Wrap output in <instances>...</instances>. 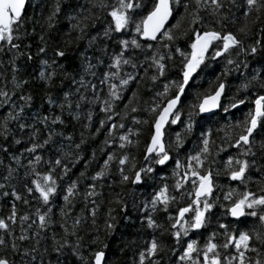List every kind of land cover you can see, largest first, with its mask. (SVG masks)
I'll return each instance as SVG.
<instances>
[{
  "label": "trees",
  "instance_id": "trees-1",
  "mask_svg": "<svg viewBox=\"0 0 264 264\" xmlns=\"http://www.w3.org/2000/svg\"><path fill=\"white\" fill-rule=\"evenodd\" d=\"M57 0H28L25 11L22 15L24 21L21 29V37L13 42L19 45L18 49H12L8 44L2 43L0 45V91L8 93V97H0V146L7 148V151L0 150V184L5 187L0 189V193L7 191L11 193L15 189L22 197L29 200L26 205L22 200H15L11 195L5 197L0 195V218H7L10 213L11 205L14 203L16 207L15 223H10V230L12 236L8 237L3 230H0V236H3L6 246H0V255H7L10 264H56L59 259L61 264H77L74 257L70 255L67 249H64V254L58 256L53 252L54 240L62 242L65 238L63 228L64 224L68 228L69 233L73 231V222L79 218L80 223L76 225L77 235L82 237L83 251L85 254L91 252L99 247V244L92 245L90 243L93 237H99L104 244L107 245L105 249L110 264H133L139 250L145 247L146 242L153 236L161 244V251L155 259L158 264H179L176 255H174L170 248L174 246L169 233L166 214L163 211L152 213L158 224L163 227L156 229H147L142 227V220L140 219L144 213H141L138 208L131 207L133 201L142 207L145 200L150 198L153 192V187L156 184L167 183L169 185V192L172 195H177L172 190L177 177L172 175L174 163L170 161L166 166H157L159 176L164 179L153 181L149 180L146 184L135 186L130 183H119V174L117 172V162L114 160L110 163L108 172L102 179L98 181H91L90 177L100 170L104 159L107 158L109 151L120 154L127 152L130 157L135 156L137 166L142 163L144 145L148 140L151 131V122L153 114L147 111L154 103L160 102V98L156 97V92L163 91V85L169 80H177L180 78L181 71V57L175 53L174 48L180 47L181 50H187V43L190 42V34L187 32L186 17L187 14L183 7L184 0H181L179 5H174V12L171 22L166 28H171L173 24H178L177 28L172 29L176 39L170 43L169 49H164L161 45L162 41H152L147 43L153 44V49H130L125 53V56L131 54L134 62L137 63V69H132L130 66H123L120 75L132 72L136 75V80L130 84L121 93V99L114 102V111L117 115H113V120L108 122L104 128L99 132L96 129L99 127V121L106 118V113L100 110V103H89L94 98L92 85H95V94L99 95L100 100L107 98L108 88L107 84H101L100 80L103 78V72L109 71L110 56L119 51L117 39L115 37L105 38L102 35L103 24L105 22V13L102 9L93 7L94 3H99V0H60L61 10L56 14L53 20V26L48 27V17ZM188 11L193 8V0H187ZM231 7V6H229ZM222 11L228 15L226 21H222V25H217L215 19L207 12L202 11L201 15L204 17V26L211 27L215 30L231 31L237 34V29L247 24L248 34L243 36L245 47L252 44L255 40H261L264 44V14H261L260 19L254 23L249 22L255 18L252 13H249V18H245L238 10L232 9V13L228 14L227 9ZM185 13V19H180V14ZM70 16H75L76 20L81 21L80 29H74L72 24L76 20H69ZM83 17H89L83 20ZM130 35L125 33L122 38H130ZM44 40L41 41L40 37ZM97 37L96 40H91L92 37ZM146 43L145 41H140ZM218 43V42H214ZM45 46V53H39L38 49ZM62 48L66 56L65 58H56L53 54V49ZM211 51V49H210ZM152 52H158L166 57L163 61L166 64L164 76H159L156 81L151 80V76L157 74L155 69L149 67L150 57ZM172 53V59L168 60L167 55ZM236 49H230L229 52L216 59L206 55L205 63L201 65L197 73L186 87L185 94L181 99L182 116L185 120L187 112L186 105L194 102L195 94H206L213 91L220 82L225 84V92L221 104L231 103L235 99L245 98L244 105H240L235 109L224 113L222 109L216 111L215 115H200L195 118L193 131L187 133L183 130V125L178 123L176 125L167 126L165 129V146L170 148V155L176 159H180L184 163L187 154L194 153L200 146V133L209 131L210 133V149L215 152L218 147H224L229 144V137H234L238 129L231 128L229 125H235L237 120H243L244 114L252 107L250 101L254 95L259 94L258 85L253 87L249 85L247 89L242 85L247 82L249 74L253 68L259 67L260 57H248L244 53L239 56L236 54ZM31 57V59H29ZM231 58L236 63L241 64L239 70L235 69V64L227 65V59ZM55 59L56 64L41 65V60H48L49 64ZM247 61L249 67L245 69L243 62ZM93 65L91 72L85 71L88 63ZM15 68V71L13 70ZM47 71H54L55 76L48 83L39 78L38 73L41 69ZM228 69L225 74V69ZM64 73H68L66 77ZM83 77L85 84L88 87H81L79 84L80 78ZM75 79V83L73 82ZM26 81V83H21ZM118 81H111L109 83ZM79 88V93L77 92ZM70 94L69 100L72 102V109L65 107L63 110L59 107L64 103V93ZM135 93V95H133ZM83 94L87 99L80 101V109L75 108V104L79 99V95ZM21 96H31L32 100L29 105H25L24 101L20 99ZM49 99L52 103H49ZM7 100V103L5 101ZM24 105L23 111H20L21 106ZM127 105V107H125ZM135 107L137 111L133 112L131 109ZM91 111L92 120L87 119V113ZM79 113V119H73L72 116ZM111 114V113H109ZM59 115L63 120V124H52L51 118ZM15 116V119L11 117ZM43 116L49 117L48 127L56 133L52 137V142L46 145L44 149L38 150L37 154L43 155L46 159L54 157L58 153L56 149L63 147L64 151L71 152L73 156L77 153L80 159L75 162H68L70 172L68 176L64 177L63 181H58L60 187H66L71 179L78 180V195L70 197L71 203H66L62 199V195L58 188V194L54 197L49 205L52 209L51 220L52 223L43 230L33 224L32 221L36 219L34 212L36 208H41V212L46 208L42 202L36 197L37 193L27 194L24 190L25 172L28 168V160L32 155L25 151L27 147L31 146L30 133L33 129L19 128L20 123L33 124L35 129H39L35 142L41 143L48 132L44 126L39 123V119ZM133 117L148 123H141L139 125L133 122ZM124 123V129H116L113 136L117 133H124L128 128L140 129L139 137H132L138 142L135 146H128L120 150L116 144L105 145L103 141L107 135V126L110 123ZM87 125V127H85ZM5 129H7L5 133ZM180 132L183 138V143L180 148L174 145L175 133ZM71 137V140L65 137ZM14 139H19L21 143H14ZM111 139V138H110ZM260 136L257 135V140ZM83 140V143H81ZM214 142V143H213ZM80 143L79 149L75 148V144ZM256 153L254 159L256 165L250 169L247 174L250 179L247 180L248 190L260 194V189L264 188V155L261 154V149L256 146L253 148ZM13 154L20 157V165L12 159ZM237 149L227 147L225 151L218 155L209 156V161L213 159L216 161L212 165L214 169L223 167L222 161L228 155H236ZM249 159H253L250 157ZM205 164V167H208ZM45 166L41 165L43 170ZM9 169H14L9 176ZM84 172L81 177L80 173ZM8 176V180L4 177ZM89 183H95L96 192L95 197L85 199V191ZM214 183L218 186L214 189L213 199L219 197L217 205L212 210V215L209 218L210 222L207 228L201 229L203 235H207L210 231H222L218 228V223H225L232 229H239L251 232L252 230H264V226L258 220V217L245 216L240 219L232 218L225 214L226 208L221 207L220 204L227 206L229 201H223V193L230 188H235L237 192L244 190V185L240 182H234L227 179L226 175L221 173L219 176L214 172ZM184 189L182 188L181 191ZM117 197L125 201L129 207L125 211H121L120 206L115 203ZM96 202L97 211L95 215V224L92 223L93 217L90 214V209L93 207L91 201ZM185 201L180 200L183 204ZM64 208L67 215L61 216L60 209ZM109 209H112L110 215L115 217V227L111 234H108L104 228V222L108 219ZM150 211V210H146ZM171 211V209H170ZM260 214L261 208L256 209ZM27 214L29 219L21 221L20 217ZM112 222V221H109ZM38 223V221H37ZM31 225V227H29ZM25 235L26 240H19V236ZM190 235L195 236V233ZM70 243H73L75 238L67 236ZM202 239V237H201ZM223 236H219L218 240H223ZM16 243L17 251L11 250V244ZM258 251L264 252V244L259 241L255 242ZM35 249V251H33ZM231 250V246H230ZM223 251V250H222ZM27 252V255L24 253ZM226 254V253H225ZM246 255L257 258L255 253H248ZM35 257V259H33Z\"/></svg>",
  "mask_w": 264,
  "mask_h": 264
},
{
  "label": "snow or ice",
  "instance_id": "snow-or-ice-1",
  "mask_svg": "<svg viewBox=\"0 0 264 264\" xmlns=\"http://www.w3.org/2000/svg\"><path fill=\"white\" fill-rule=\"evenodd\" d=\"M180 2L181 0H99V3L92 5L95 8L102 9L105 13V22L102 29L103 37H115L119 46V51L110 56L109 71L103 72V78L100 80L101 84H107V98L100 100L99 95L95 94L96 86H91L94 92V98L89 103L99 101L100 110L106 113V118L99 121V127L96 129L97 132L113 120V115H117L114 111V102L119 101L123 90L130 82L136 80V75L132 72L125 73L123 76L120 75L123 66H130L132 69H137L138 67L137 63L134 62L133 56L131 54L125 56V53L129 52L130 49L151 50L153 49V44L147 42L152 41H162L164 43L161 46L164 49H169V42H173L176 39L172 29L178 27L179 21L177 24H173L171 28H166L165 25L173 17L174 5H179ZM25 3L26 0H0V44L6 43L12 49L19 48V45L13 41L21 37V29L24 24L22 11ZM183 7L187 14V32L185 35L190 34V42L187 43V50H181L180 47L174 48L175 53L182 58L180 78L177 80H169L165 83L163 85V91H158L155 94L156 97L160 98V102H154L147 109V111L153 114V118L151 131L143 149L142 163L137 166L135 156L130 157L127 152L117 154L116 152L109 151L100 170L96 171L90 179L95 182L105 177L110 163L115 160L117 162L119 183H130L135 186H141L149 180L155 181L157 178L164 179L163 176H159L157 166H166L172 161L174 163L172 175L177 177L172 185V190L177 195L170 194L167 183L156 184L153 187L150 198L144 201L142 207L133 201L131 207L134 209L138 208L141 213H144L140 217L142 220L141 226L154 231L162 228L163 226L157 223L152 213L163 211L166 214L168 223L166 231L174 241V246L170 248V251L176 255L179 264H264V252L258 251L255 246V242L257 241L264 244V230H252L249 232L232 229L225 223H218V228L222 231L218 232L213 230L207 235H203L200 232L201 229L208 227L212 210L220 199L219 197L213 199L214 189L218 187L214 183V172L216 176L223 173L228 180L240 182V184L245 186L242 192H237L235 188H230L223 193V201L230 202L227 206L222 203L220 204L221 207L226 208L225 214L235 219H240L245 216L258 217L261 225L264 226V211H261L260 214L256 211L258 207L264 210V188L259 190L260 194L254 193L247 188V180L250 179L247 174L256 165V160L254 159L256 153L253 151V148L258 146L261 149V154L264 155V62H259V67L252 69L247 82L242 85L245 89L249 85L253 87L258 85L260 93L254 95V98L250 101L252 107L244 114L243 120H237L235 125L228 126L229 129L233 127L238 129L234 137H229L228 145L218 147L213 152L209 147L210 133L202 129L199 137L200 146L198 150L194 153L187 154L184 163H182L180 159H176L170 155V148L165 146L164 140L166 126L180 123L183 125L185 132L191 133L197 116L202 114L215 115L217 109H222L224 113H228L230 108L235 109L245 104V98L235 99L228 104H221L225 84L220 82L209 93L195 94L194 102L186 105L188 110L185 113V120L181 119L182 111L181 107H178L181 104V98L185 94L190 80L197 73V70L200 69L201 65L205 63L206 55L211 56L212 59H216L229 52L230 49H236L238 56L244 53L248 57H260L261 61H264V44H262L261 40H255L252 44L247 45V48L245 47L242 37L248 34L247 24L237 29V33L241 34L238 37L237 34L231 31H225L222 28L221 30H215L211 27H205L204 17L201 15V12L205 11L211 15L217 25H222V21L228 19V15L222 9H227L228 14L232 13V9H236L246 19L249 18V13L251 12L255 19L249 22L254 23L260 19L261 14H264V0H193V8L191 11H188V2L184 0ZM60 10V0H57L51 14L46 17L49 22V28L53 26L54 17ZM82 19L87 20L89 17H83ZM180 19H185V13L180 14ZM69 20H76V17L70 16ZM71 27L83 31L80 20H76V23L72 24ZM125 33L132 35H130V38H122ZM96 39L97 37L95 36L91 38L93 41ZM40 40L43 41L44 37L41 36ZM141 40L146 43H141ZM214 42L218 43L214 44ZM38 51L41 54L45 53V46L39 47ZM53 54L56 58H65L66 56L62 48L53 49ZM145 59H150L151 63L149 67L154 68L157 73L151 76L152 81H156L159 76H164L166 68V64L163 62L166 59L164 55L158 52H152V55L150 57L146 56ZM167 59H172L171 52L167 55ZM226 63L227 65L235 64L236 70H239L241 67V64L236 63L231 58H228ZM55 64V59L51 61V64H49L48 60H41V65L51 67V65ZM243 67L247 69L249 63L244 61ZM92 68L93 65L89 62L85 71L91 72ZM13 70L15 71V68ZM227 72L228 69L226 68L225 74ZM91 74L95 75L94 72H91ZM38 75L41 80L45 81V84H48L55 76V72H46L42 68ZM64 75L67 77L68 73H64ZM109 80L118 81V83H109ZM73 82H76L75 79H73ZM21 83H26V81H22ZM79 84L81 87H88L83 77L80 78ZM77 92L79 93V88H77ZM69 96L70 94L68 92L64 93V103L59 105L61 110L65 107L72 109L73 105L69 100ZM0 97H8V93L0 91ZM20 99L24 101L25 105H29L32 97L21 96ZM86 99L83 94H80L75 108L80 109V101H85ZM5 103H7V100ZM49 103H52L51 99H49ZM23 108L24 105L21 106L20 111H23ZM131 110L133 112L137 111L135 107ZM11 118L15 119L16 117L12 116ZM72 118L74 120L79 119V113L74 114ZM87 119L89 121L92 120L91 111L87 113ZM132 119L137 125L148 123L147 120L141 121L135 117ZM39 123L48 132V135L45 136L41 143L35 142L39 129H35L33 124L20 123L19 128L21 130H24L26 127L33 129L30 133L31 146L25 149L26 152L32 155V158L28 160V168L24 177V190L29 195L37 193L38 196L36 198L46 208L43 212H41V208H36L34 212L36 219L32 221L33 224H37L40 230H43L52 223V209L49 206L52 199L60 193H66L62 195V199L66 203H71L70 197L78 195V180L71 179L66 187H60L58 181H63L64 177L68 176L70 172L69 163H66V161L75 162L80 159V156L78 153L73 156L70 151H64L63 147H58L56 149L58 154L47 159L43 155L37 154L38 150L44 149L46 145L52 142V137L56 134L54 130L48 127V116L41 117ZM51 123L63 124V120L61 116L56 115L51 118ZM124 128L125 125L122 122L119 124H108L107 135L103 143L105 145L115 143L120 150L128 146H135L138 141L132 139V137H139V128L135 130L128 128L126 132L117 133V135L113 136L116 129ZM6 131L7 129H5V133ZM257 135L260 136L259 140H257ZM65 139L71 140V137H65ZM13 142L16 144L21 143L19 139H14ZM81 143H83V140H81ZM173 143L176 148H180L182 145L183 138L180 132L175 133ZM74 146L76 149H79L81 144L77 143ZM227 147L237 149V154L235 156L228 155L222 161L223 167L214 169L212 165L216 161L214 159L209 161V156L218 155L220 152L225 151ZM0 150L6 152L7 148L0 146ZM250 157L253 159H249ZM12 159L17 165H20L19 156L13 154ZM205 164L209 166L205 167ZM41 165L45 166L43 170L40 168ZM13 171L14 169H9V176H11ZM80 176L83 177L84 172H81ZM8 178V176L4 177L5 180H8ZM4 187V184H0V189ZM58 188L60 189V193H58ZM182 188L184 189L183 191H181ZM0 195L5 197L11 195L17 201L23 199L24 204L27 205L29 203V200L22 197L15 189L11 193L4 191ZM84 195L85 199L98 195L95 183H89L87 185V190ZM180 200H184L185 202L181 204ZM91 203L93 207L90 209V214L93 217L92 223L95 224L97 206L94 200ZM115 203L120 206L122 212L129 207L119 197H117ZM111 211L112 209H109L108 219L104 222V228L108 234H111L115 227V217L110 215ZM60 215H67L63 207L60 209ZM15 219L16 207L13 203L7 218H0V230H3L8 237L12 236L10 223H15ZM20 219L22 222L27 221L29 216L25 214ZM79 223V218L74 220L73 231L70 233L64 224L60 225L64 230L65 238L62 242H56L54 240V245L56 246L53 248V252L60 256L64 254L63 250L67 249L70 255L76 259L77 264H110L105 251L107 245L102 240H99L98 236L93 237L90 243L92 245L99 244V247L85 254L82 250V237L78 236L75 230L76 225ZM191 233H195L196 235H190ZM69 235L75 238L73 243H70L67 239ZM219 236H223L224 239L218 240ZM26 239L28 237L25 235L19 236V240L21 241ZM0 246H6L3 236H0ZM11 250L13 252L18 250L16 243L11 244ZM160 251L161 244L153 236L146 242L145 247L138 251L136 259L133 260V264H158L155 257L158 256ZM248 253H255L257 258L246 255ZM24 254L27 255V252ZM0 264H10L7 255H0ZM56 264H61L59 259L56 260Z\"/></svg>",
  "mask_w": 264,
  "mask_h": 264
},
{
  "label": "water",
  "instance_id": "water-1",
  "mask_svg": "<svg viewBox=\"0 0 264 264\" xmlns=\"http://www.w3.org/2000/svg\"><path fill=\"white\" fill-rule=\"evenodd\" d=\"M27 2H28V0H26V3H25V7H24V9H23V11H22V15H23V13H24V11H25V8H26V5H27ZM171 20H172V17L169 19V21L166 23V25H165V27H167L168 25H169V23L171 22ZM1 45V44H0ZM191 81V80H190ZM224 92H225V89H224ZM223 95H224V93H223ZM223 95H222V97H221V101H222V98H223ZM183 97V96H182ZM182 99V98H181ZM179 107V106H178ZM219 109H217L216 111H218ZM202 115H208V114H202ZM167 127V126H166Z\"/></svg>",
  "mask_w": 264,
  "mask_h": 264
}]
</instances>
